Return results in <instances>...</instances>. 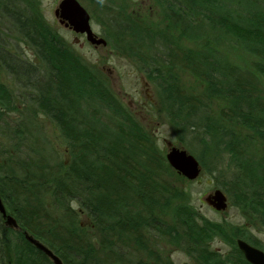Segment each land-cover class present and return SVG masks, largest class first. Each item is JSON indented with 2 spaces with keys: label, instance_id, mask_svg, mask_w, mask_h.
<instances>
[{
  "label": "trees",
  "instance_id": "16d2710c",
  "mask_svg": "<svg viewBox=\"0 0 264 264\" xmlns=\"http://www.w3.org/2000/svg\"><path fill=\"white\" fill-rule=\"evenodd\" d=\"M33 2L0 0V18L10 23L0 30V68L15 85L0 81L2 136L15 153L0 158V199L10 217L4 220L0 213V264H52L25 235L42 239L65 264H172L156 243L162 239L198 264H249L236 239L264 251L249 228L215 224L196 214L189 193L165 179V172L174 170L164 153L105 78L43 23ZM155 3L164 29L114 18L108 35H130L133 43L142 35V45L128 40L125 50L168 103L170 115L174 111L176 129L191 132L190 140L200 143L202 164L218 142L220 160L235 166L220 189L254 229L264 231V157L248 156L236 133L237 128L250 131V141L264 143V0ZM201 28L208 35L195 37ZM182 38L194 39V45L183 47ZM224 39L231 42L227 47L251 57L247 65L233 63L227 49H219L217 40ZM19 42L32 58L17 51ZM178 71L195 76L203 90L186 93ZM214 99L223 102L217 113ZM42 115L57 128L67 161L43 136L37 121ZM181 142L189 149L194 145ZM215 237L229 246L228 253L218 255L211 246Z\"/></svg>",
  "mask_w": 264,
  "mask_h": 264
},
{
  "label": "rangeland",
  "instance_id": "374dc122",
  "mask_svg": "<svg viewBox=\"0 0 264 264\" xmlns=\"http://www.w3.org/2000/svg\"><path fill=\"white\" fill-rule=\"evenodd\" d=\"M60 1L34 0L33 6L38 8L41 18L44 20L43 23L50 29H55L80 59L92 70H96L101 77L105 78L109 90L121 101L126 110L133 115L140 127L148 133L162 154L164 153L165 155L167 151L174 147L178 149L185 148L186 151L199 161L200 174L195 180L188 182L187 179L176 171L172 173L169 171L165 172V179L173 183L177 189H180L184 193H189L192 207L200 218L215 224L223 223L231 228H249L261 243L264 244V231L254 229L252 224L248 223L240 214L238 208L229 201L226 194L228 206L224 211L217 212L204 202V199L209 194H212L214 190L218 189L219 185L222 186L223 181L231 177L233 167H235L229 162L226 164L224 157L220 160L221 153H219L218 142L214 147H209L208 152L203 156L202 164L197 157L201 148L200 143L196 140L195 142L190 140L191 132L187 133L186 130L181 131L176 129L178 119L174 116V111L170 115L167 109L168 103L161 98L159 91H157L153 82L146 77V74L136 62L135 57L130 56L131 54L125 50L123 46L124 42L129 40L133 43L132 37L126 35L125 37L114 39L108 35L109 32L113 31L110 20L114 18L125 19L128 17L136 20L137 23H140L145 28L164 29L167 26L166 21L155 0H77L90 16L93 33L105 41L104 45H91L84 35L75 33L73 30L64 27L62 23L60 24L59 19L54 17V11L58 8L57 6ZM3 27L8 29L10 23L0 18V30ZM205 30L207 29L201 28L200 31L195 30L194 36L208 35V32H205ZM216 34L217 32L213 31L211 36H215ZM9 35L13 36V39L17 41L15 35ZM6 36L8 37V35ZM141 36L137 37L136 43H133L134 46L137 47L138 44L142 45L141 42L139 43ZM167 37L169 38V35ZM194 41V39L182 38L179 40V44L183 47H190L194 45ZM217 43L219 49H227L228 56L233 63L236 62L241 66L249 63L251 57L246 52L236 48V46H233V48L227 47L231 43L228 40L224 39L222 42L217 40ZM154 44L156 43L154 42ZM140 48L144 49V47ZM158 48L159 45L157 44L155 48L156 53L158 52ZM17 51L19 53L26 52L29 58H32V51L25 44L17 43ZM177 73L179 76L178 83L186 93H200L203 90L202 83L195 76H191L185 71H178ZM0 81L7 86L15 87L11 81V77H7V74L5 75L2 72H0ZM18 105L20 106H18L19 110H21L22 105ZM222 105L223 102L221 100H212V112L217 113L223 107ZM174 108L177 107L175 106ZM13 116L9 115V118ZM10 120L6 119V122ZM37 121L44 133L43 136H46L51 146H53L55 155L67 161L66 146H64L60 135H58L55 125L45 115L38 116ZM2 128L3 125L1 126L0 122V158L3 159L4 155L14 156L15 153L11 142L2 136ZM237 132H240L241 137L239 138L244 141L242 148L246 149L247 155L259 160L262 159L264 157V143L255 140L250 141V131H241L237 128ZM181 139L189 140L194 145L189 149L182 144ZM167 214H162L165 222L167 221ZM6 219L7 217H4V220ZM81 220L87 219L82 216ZM156 243L159 244V248L163 251V256L169 257L172 264H198L193 257L188 256L180 247L164 239L161 242L157 240ZM211 246L215 248L219 256L229 252V246L219 237L214 238ZM8 255L11 259L12 255L10 252H8Z\"/></svg>",
  "mask_w": 264,
  "mask_h": 264
},
{
  "label": "water",
  "instance_id": "95a60500",
  "mask_svg": "<svg viewBox=\"0 0 264 264\" xmlns=\"http://www.w3.org/2000/svg\"><path fill=\"white\" fill-rule=\"evenodd\" d=\"M54 11V16L59 19V23H63L65 27L73 29L75 32L85 34L88 42L91 45H104L105 41L102 38L97 37L90 27V16L83 6H80L77 0H61ZM166 161L170 167L181 174L185 179L190 181L195 180L200 174L199 161L194 158L193 155L188 153L185 149H178L176 147L171 148L165 155ZM207 205L211 206L215 211H224L227 206V198L220 189H216L212 194L204 199ZM0 213L3 217H6L3 203L0 199ZM7 220L10 221V217L7 216ZM27 241L34 243L37 248L45 253L54 264H61L56 257L41 243H37L29 235H25ZM236 245L240 253L244 256L245 260L250 264H264V252L248 243L244 240L237 239Z\"/></svg>",
  "mask_w": 264,
  "mask_h": 264
},
{
  "label": "bare ground",
  "instance_id": "6f19581e",
  "mask_svg": "<svg viewBox=\"0 0 264 264\" xmlns=\"http://www.w3.org/2000/svg\"><path fill=\"white\" fill-rule=\"evenodd\" d=\"M4 70L2 69V68H0V72H2L3 74H4V72H3ZM39 79H40V77H39ZM1 118V117H0ZM58 135H59V133H58ZM61 140H62V138H61ZM62 142H63V144H64V141L62 140ZM64 146H65V144H64ZM149 228H150V230L151 231H153L152 229H151V227L149 226ZM29 236H31V235H29ZM32 238H33V240L34 241H36L37 243H41L42 245H44L49 251H51V253H53V255L56 257V259L61 263V264H65V263H63V261H62V259H60V257L56 254V253H54L51 249H49L48 247H47V245L45 244V243H43L44 241L42 240V239H36V238H34L33 236H31ZM27 240V239H26ZM28 242V241H27ZM28 243H31V245L37 250V251H41V250H39L38 248H37V246L34 244V243H32V242H28ZM42 253H43V251H41ZM45 254V253H44ZM45 256L47 257V259L52 263V264H54L53 263V261L45 254Z\"/></svg>",
  "mask_w": 264,
  "mask_h": 264
}]
</instances>
